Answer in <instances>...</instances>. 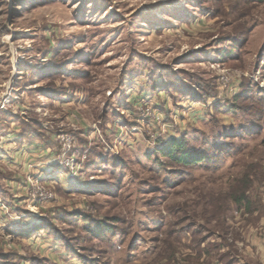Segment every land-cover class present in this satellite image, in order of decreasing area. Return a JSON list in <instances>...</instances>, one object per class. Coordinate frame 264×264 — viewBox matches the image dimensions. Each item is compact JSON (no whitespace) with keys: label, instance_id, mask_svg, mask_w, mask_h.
I'll return each mask as SVG.
<instances>
[{"label":"rangeland","instance_id":"374dc122","mask_svg":"<svg viewBox=\"0 0 264 264\" xmlns=\"http://www.w3.org/2000/svg\"><path fill=\"white\" fill-rule=\"evenodd\" d=\"M176 139L198 166L159 153ZM250 172L220 234L202 205ZM27 219L79 264H219L192 228L263 262L264 0H0V264L40 257Z\"/></svg>","mask_w":264,"mask_h":264},{"label":"trees","instance_id":"16d2710c","mask_svg":"<svg viewBox=\"0 0 264 264\" xmlns=\"http://www.w3.org/2000/svg\"><path fill=\"white\" fill-rule=\"evenodd\" d=\"M25 137L27 138L26 135ZM159 153L170 160L172 163L183 167L198 166L199 163L203 160V157L201 155L193 152L188 147L185 139L170 140L159 150ZM254 175V173L252 175V173L250 172L245 173L243 176L237 179H233L234 184L230 186L229 191L223 196V198L218 199L217 197H212L211 199L205 201V203L202 205V210L204 211V213L208 214L209 222H213L214 225H216V228L219 229L220 234H225L228 231L230 232V227H227V213L230 211L231 207H233V209H235L236 211H240L241 209H243L245 214H251L253 202L251 200L249 191L252 189L255 183V179L253 178ZM224 202H227V207H224V205L222 204ZM209 210H211L212 212L209 213ZM74 216L76 215H71L70 219L75 220ZM47 225L49 226V224H46V228L42 226L41 228L36 227L32 230L25 231L24 233H22V236L29 238L43 230L47 236L52 237V231L54 230H52L53 228H49ZM185 229L188 232L191 230V227H186ZM94 230H96L95 232H97H93L96 239L103 238L105 236V233L109 234L111 231V229L104 223L97 224ZM191 236L192 244L194 245L193 247H190V251L191 254L194 253V256L197 259L206 258L208 260H213L211 261L212 263L216 262L219 264H235L234 259H232L231 257V245L223 244L221 242L205 245V239L200 237V234L197 233L194 228H192ZM173 239H175V242L177 243V238ZM57 240L61 243V246L64 249H69L68 243L60 241L59 239ZM163 244L164 248L161 250V252L165 249V254L163 256H160V259H158L173 261L176 253L178 252V249L174 245V243H172L171 235H168ZM225 247L227 248V252L221 253V251ZM67 254L72 258L76 257L75 251L73 252L69 250L67 251Z\"/></svg>","mask_w":264,"mask_h":264},{"label":"crops","instance_id":"0c3cea01","mask_svg":"<svg viewBox=\"0 0 264 264\" xmlns=\"http://www.w3.org/2000/svg\"><path fill=\"white\" fill-rule=\"evenodd\" d=\"M30 146L31 147H29V150H33L34 147L37 148L40 145L35 144V146H33V144L31 143ZM2 221L3 220H0V227L2 225H4V224H2L3 223ZM20 225H21L20 230H23L22 227L27 228V229H24V232H25V231H29V230L34 229V226L36 225V223H34L33 220L27 219V220L23 221ZM17 230H18V228H16V230L12 231V232H14L15 235H19L17 233ZM263 235H264V229H263ZM38 238H40V237H38ZM28 243L31 245H38L40 243H45L46 245L45 246H41V245L40 246H34L35 248L39 249L38 253L40 254V257L37 258V256H35V257L26 258L27 260L26 261L22 260L20 262V264H79L77 262V259L71 258L68 254L64 253V251L61 250V247L58 246L57 244H55L54 239H52L51 236H47V235L43 236L42 235L41 239H37L35 242L28 240ZM248 244H249V251L257 252L256 249L260 250V252H261L260 258L261 259L264 258L263 257V255H264V241L260 242L259 240L254 241L252 239L251 241L248 242ZM53 252L58 253L57 254L58 257H57V255L54 256ZM248 257L252 258V256H248ZM262 263H264V259H263V262L260 261V264H262ZM239 264H242V263H239ZM243 264H249V263L246 262Z\"/></svg>","mask_w":264,"mask_h":264},{"label":"built area","instance_id":"2783aa9c","mask_svg":"<svg viewBox=\"0 0 264 264\" xmlns=\"http://www.w3.org/2000/svg\"><path fill=\"white\" fill-rule=\"evenodd\" d=\"M42 189V188H41ZM43 191H45V189H42Z\"/></svg>","mask_w":264,"mask_h":264}]
</instances>
